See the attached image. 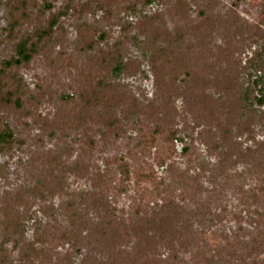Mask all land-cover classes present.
<instances>
[{"label": "rangeland", "instance_id": "1", "mask_svg": "<svg viewBox=\"0 0 264 264\" xmlns=\"http://www.w3.org/2000/svg\"><path fill=\"white\" fill-rule=\"evenodd\" d=\"M6 1L0 0V59L11 52L4 31L10 9ZM82 1L50 0L53 12H64L56 30V44L46 55L38 54L17 71L29 91L34 96L40 94L36 113L41 118L47 116L51 119L57 114L67 117L70 107L78 108L76 102L80 96L76 85L79 77L84 83L91 81L95 84L101 76L98 48L92 52L97 54L94 57L90 51H78L80 25L97 27L99 46L104 49L127 36L120 48L127 68L106 79L115 87V90L107 91V97L112 100L110 110L92 112L93 117L78 129L63 124L62 129H54L55 134L49 136L50 128L42 126L44 121L35 123L31 116L22 112L8 115L9 125L24 143H16L13 151L0 154V240L4 234L3 195H10L9 202L13 205L15 193L20 192L23 200L17 208L21 211L28 209L24 221L25 235L34 240L38 234L41 239L36 243L37 247L46 248V255L34 263H22L18 261V251L12 250V242H7L9 264H122L128 261L127 255L118 248L131 250L135 239L145 236L140 233L139 236L129 233L124 236L120 223L123 236L115 240L114 246H109L108 257L103 258L98 248L88 250L86 237L67 240L65 229L71 221V203L80 208L84 216L95 215L92 206L79 196L80 193L87 195V191L107 197L114 207V216L125 218L127 223L131 220V224L139 226L142 232L148 229L146 218L151 216L155 206L175 200L181 207V216L188 217L192 227H188L187 222L183 234L185 244H175L172 252L175 255L170 264H264V154L252 157L251 165L245 160L236 162L234 158H224L223 149L213 148L215 138L203 134L202 126L194 125L193 114L188 111L181 93L173 95L169 103L162 102L147 57L142 53L145 36L137 24L143 16L163 10L161 1L145 5L138 3L131 8L130 0H110L107 12L103 9L76 11ZM38 2L41 4V0ZM91 3L95 4L94 1ZM198 3L189 5L188 15L192 22L202 18L199 9L204 8L207 13L218 17L230 14L233 19L238 16L240 24L243 21L258 23L263 0H201ZM164 20L169 27L173 26L169 15L166 14ZM215 31L208 43L217 51L216 44L224 46L225 39ZM102 32L103 39L100 38ZM234 43L237 49L230 56L233 61L230 66L240 63L244 67L241 80L245 86L253 85L254 93L259 96L262 74L255 70V66L258 60H264V52L246 35L237 36ZM256 51L258 56L253 57ZM207 74L212 76L211 72ZM182 77L179 75L175 80L181 87ZM107 89L104 86L101 91ZM206 92L213 93L215 89L210 87ZM66 95H72L75 100H69ZM129 98L135 100L137 114L128 115V110H122L127 107ZM115 100H125L126 103L115 108ZM254 107L259 105L254 104ZM99 113L118 117L119 126L107 130L103 122H97L101 118ZM126 115L129 119H123ZM155 124L163 128V134H152ZM170 129L178 133V138H183L186 151L182 150L183 141L178 138L173 142L165 139L169 137ZM253 130L254 138L245 133L234 134L232 140L241 143L242 148L254 147L257 141L264 139L262 123L256 122ZM90 139L93 145L88 143ZM121 157L128 162L130 176L124 184V191H120L122 181L118 164ZM49 158L52 167L46 170ZM58 160L61 167L64 166L60 188L55 194L47 193L44 200L35 197L30 188L43 175L58 173L61 170ZM66 167L74 168V171L66 170ZM139 172L148 178H137ZM125 227L129 226L125 224ZM140 229L134 228L136 231ZM85 234L87 231L82 228V235ZM77 246H80L79 251ZM140 250L147 252L150 258L149 247L144 245ZM154 252L162 253L164 257L170 250L161 246ZM158 264L166 262L159 261Z\"/></svg>", "mask_w": 264, "mask_h": 264}, {"label": "trees", "instance_id": "2", "mask_svg": "<svg viewBox=\"0 0 264 264\" xmlns=\"http://www.w3.org/2000/svg\"><path fill=\"white\" fill-rule=\"evenodd\" d=\"M92 1L95 4H92ZM153 1L155 0H130L131 5L129 7L133 8L138 3L150 4ZM159 1L163 5V10L143 16L137 23L139 31L145 36L142 53L147 57L155 85L158 87L159 97L163 103H169L173 95L181 93L184 96L188 111L193 114L194 125L202 126L201 132L203 134L215 138L213 148L223 149L222 156L224 158H234L236 162L245 160L246 164L250 163L251 165L252 157L264 154V139L257 141L254 147L246 146L245 148L241 147V143L232 139L234 134L240 136L245 133L254 138L252 136L253 125L256 122L262 123L264 128V80H262V78L264 79V60H258L257 66H255V70L262 74L260 77L262 89L258 96L254 93L253 85L245 86L241 80L240 74L242 70H245L244 67L240 63L238 66H230L233 62L230 60V56L237 49L234 47L235 38L245 35L264 52V0L258 23L243 21L240 24L239 19H237L238 16L233 19L230 14L228 17H218L212 13H207L204 8L199 9L202 18L192 22L188 15L189 5L191 3L198 5L201 0ZM6 3L10 9L8 11V24L4 31H6L5 37L8 39V43L10 42L11 52L8 56L0 59V154L13 151L16 143L18 145L24 143L9 125L7 121L9 114L22 112L26 116H31L35 123L40 122V120L44 121L42 126L46 125L50 128L49 136L55 134L56 128L62 129L63 124L66 127L78 129L89 118L93 117L92 112L110 110L112 100L107 97V91L115 90V87L106 79L112 73H118L127 68V62H124V56L120 49L127 36L118 39L113 45L108 46L109 48L104 49L99 46L100 39L96 35L97 27L94 25L92 27L83 25L84 27H82L80 25L77 36V45L80 46L78 51H90L93 54L92 52L98 48L99 54H93V57L98 56L101 76L95 84L91 81L84 83V79L79 77L76 88L80 100L76 102L78 108L70 107L68 112L70 115L65 117L57 114L51 119L47 116L41 118L40 114L35 111V107L41 101L40 94L37 93L34 96L29 91L24 78L17 71L20 67L28 65L38 54L46 55L50 48L56 44V30L64 12H53L50 0H41V4L38 0H7ZM109 3L110 0H84L80 3L79 9L75 10L83 12L87 9L93 12L97 9H103L107 12ZM166 14L173 22L172 27H169L164 20ZM213 31L221 34L222 38L225 39L224 46L216 44L217 51H214V48L208 43ZM100 38H104V32L101 33ZM213 54L215 55L213 56ZM225 54H227V58ZM256 56H258L257 51L253 57ZM201 64L202 66H200ZM208 72L212 73L211 77L207 74ZM179 75H183V90V86L181 87L175 82ZM256 84L257 82L254 86ZM104 86L108 89L101 91ZM210 87H213L215 92H206ZM199 90L205 91L201 93ZM66 97L69 100H75L72 95H66ZM114 102L115 108L126 103L125 100L124 102H117V100ZM217 103L219 105L215 106ZM126 104H128L127 107H123L122 110H128V115L137 114L135 100L129 98ZM254 104H258L259 107L255 108ZM262 106L263 108H261ZM128 115L124 116L123 119H129ZM98 116L101 118L97 122H103L107 130L119 126V120L116 116L100 113ZM44 128L46 127L44 126ZM185 129L187 128L185 127ZM152 130L154 135L164 133L159 124H155ZM168 134L169 137L165 139L168 138L171 142L179 137L175 130L170 129ZM178 140L183 141L182 150L186 151L187 145L183 138H178ZM88 143L94 144L91 139ZM57 165L61 167L62 163L58 160ZM48 166L49 168L46 167V170L52 167L50 158ZM74 167L77 168L78 166L75 164ZM118 168L122 181L120 191H124V187H126L124 184L130 179V176L128 162L123 157L120 158ZM63 169L64 166L57 173L53 168L54 173L52 172L51 176L43 175L38 178L37 183L30 188L33 195L44 200L47 193L55 194L64 178ZM69 169L74 171V168L66 167V170ZM137 178H148V176L139 172ZM79 196L83 200L86 199L87 205L92 206L95 215L86 217L83 215L84 212L79 211L80 208L74 207L71 203V221L69 227L65 229L66 238L77 241L78 238L86 237L87 249L98 248L103 258L109 256V246L116 244V239L123 235L126 236L128 233L134 236L140 233L146 239L137 237L138 240L135 239L131 250L118 248L119 252H123L128 257V261L122 264H158L159 261L170 264V259L175 255L172 253L175 244H185L183 243V234L186 232L185 225L189 218L181 216V207L175 200L160 204L158 207L155 206L151 216L146 218L149 224L148 229L142 232L139 226L131 224V220L127 223L125 218L115 217L114 207L104 195L87 191V195L80 193ZM3 200L5 218L3 221L4 234L0 240V264L11 263L8 259L7 242H12V250L18 251V261L34 263L37 258L46 255V248L44 246L37 247L36 243L41 239L38 234L34 236V240H29L25 235L24 221L28 209L21 211L17 208L23 198L18 192L15 193L13 205L9 202L11 201L10 195H3ZM43 209L45 208L43 207ZM216 215L220 216V214ZM262 215L264 216V212ZM119 223L124 228L123 235L120 234ZM125 224L129 227H125ZM189 226L192 227V221L191 224L188 222ZM39 227L40 221L37 222V228ZM82 228L87 231V234L82 235ZM134 228L140 229V231H136ZM144 245L151 250V253L149 252L150 258L147 252L140 250L143 249ZM161 246L170 250L164 257H162V253L154 252ZM79 248L80 246H77L76 250L79 251ZM103 249H106L105 252Z\"/></svg>", "mask_w": 264, "mask_h": 264}]
</instances>
